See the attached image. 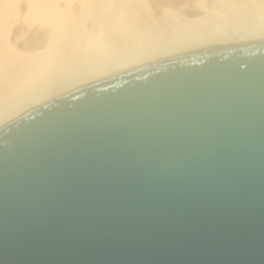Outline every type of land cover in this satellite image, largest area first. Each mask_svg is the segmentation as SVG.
I'll use <instances>...</instances> for the list:
<instances>
[{
	"label": "water",
	"instance_id": "1",
	"mask_svg": "<svg viewBox=\"0 0 264 264\" xmlns=\"http://www.w3.org/2000/svg\"><path fill=\"white\" fill-rule=\"evenodd\" d=\"M0 264H264V40L122 71L0 127Z\"/></svg>",
	"mask_w": 264,
	"mask_h": 264
},
{
	"label": "bare ground",
	"instance_id": "2",
	"mask_svg": "<svg viewBox=\"0 0 264 264\" xmlns=\"http://www.w3.org/2000/svg\"><path fill=\"white\" fill-rule=\"evenodd\" d=\"M264 40V0H0V127L77 87Z\"/></svg>",
	"mask_w": 264,
	"mask_h": 264
}]
</instances>
